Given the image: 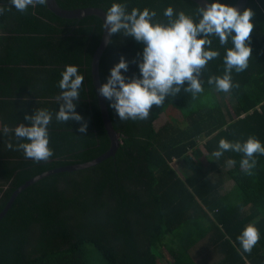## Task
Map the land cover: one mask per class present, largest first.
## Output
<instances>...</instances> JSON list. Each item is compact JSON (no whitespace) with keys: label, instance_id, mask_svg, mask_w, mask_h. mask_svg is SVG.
I'll use <instances>...</instances> for the list:
<instances>
[{"label":"trees","instance_id":"obj_1","mask_svg":"<svg viewBox=\"0 0 264 264\" xmlns=\"http://www.w3.org/2000/svg\"><path fill=\"white\" fill-rule=\"evenodd\" d=\"M238 1L221 0L231 6ZM58 2L69 10H105L111 0ZM127 4L129 9H155L160 18L168 5L187 13L200 7L192 0ZM247 8L254 13L251 54L247 69L232 73L238 86L224 93L207 84L209 74L223 72L217 57L202 71L204 90L195 99L181 90L160 106H151L144 120H120L108 106L120 139L116 155L90 168L49 175L18 193L0 219V264H92L88 246L107 264H160L163 248L171 264H199L191 251L205 238L222 255L209 264H264V155L254 154L256 165L250 175L240 167V153L211 156L220 138L253 136L264 145V0H250ZM102 23L97 16L59 17L47 3L24 12L9 6L0 15V127H9L0 136V213L27 181L92 161L109 149L91 75ZM213 46L223 55L230 42L220 46L214 40ZM141 50L133 38L113 34L101 57V81L121 56L129 61L125 75L138 74L132 61ZM68 64L76 65L84 76L75 111L88 122L85 133L77 131V121L54 118L60 72ZM204 96L215 102L203 103ZM171 102L175 111L181 109L184 126L171 119L156 128L155 121ZM35 108L53 112L48 125L53 154L38 162L26 158L22 150L6 147L20 143L11 129L27 124L24 114ZM229 159L235 163L228 164ZM227 179L235 186L223 192ZM249 223L255 224L260 238L244 252L237 236Z\"/></svg>","mask_w":264,"mask_h":264},{"label":"clouds","instance_id":"obj_2","mask_svg":"<svg viewBox=\"0 0 264 264\" xmlns=\"http://www.w3.org/2000/svg\"><path fill=\"white\" fill-rule=\"evenodd\" d=\"M47 2L7 0V3H0V15L9 6L24 12ZM253 14L249 8L238 10L221 0H203V6L197 7L194 13L168 5L160 18L155 9L135 6L129 9L127 0H111L104 10L101 25L105 31V42L110 43L111 36L119 33L140 43L142 50L138 59L132 61L138 74L125 75L129 61L121 56L109 69L98 93L109 102L108 106L120 120H144L148 118L151 106H160L167 97H174L181 90L195 99L204 90L202 71L210 60L217 57L221 58L223 72L209 74L207 84L214 85L218 92H229L238 86L232 79V73L242 72L249 65ZM214 40L220 46L230 42V46L223 48V55L220 48L213 46ZM83 79L76 65L64 66L58 80L60 91L55 98L59 107L54 113L56 121L79 122L77 131L80 133L87 131L88 123L75 111ZM52 119L53 112L48 108H35L31 114L26 112L24 120L28 123H19L11 129L13 135L20 138V143H8L6 147L22 150L26 158L36 162L47 160L53 154L48 133ZM8 132L7 125L0 127V136ZM226 151L242 154L240 167L250 175L256 165L254 154L264 155V145L253 136L235 141L220 138L211 156L219 158ZM227 163L235 161L229 159ZM259 238V231L253 223L247 224L237 236L244 252H250Z\"/></svg>","mask_w":264,"mask_h":264},{"label":"water","instance_id":"obj_3","mask_svg":"<svg viewBox=\"0 0 264 264\" xmlns=\"http://www.w3.org/2000/svg\"><path fill=\"white\" fill-rule=\"evenodd\" d=\"M192 1H194L199 6H203V0H192ZM249 1L250 0H239L238 3L234 7H236L238 10H243L244 8H247ZM47 5H48V8L53 13H55L59 17L65 18V19H80V20H82L88 16H97L103 22L104 9H102V8L89 7V8H80V9L69 10V9L63 8L59 4L58 0H48ZM112 37H113V35L111 36L110 40L112 39ZM108 45H109V43L105 42V31L103 29L101 42H100V44H99V46H98L97 50L95 51L93 58H92L91 75H92V81H93V84L95 86L96 93L98 96V102H99V106H100V110H101V114H102L103 123H104V126L107 130L109 137H110V141H111L109 149L107 150L106 153L102 154L101 156H99L98 158H96L92 161L82 163V164L64 167V168L57 169V170H52V171L46 172L40 176H37V177L27 181L24 185L19 187L12 194V196L9 199L6 207L3 209V212L0 213V219L7 212V210L11 207V205H12L15 197L18 195V193H21L27 187L33 185L34 183H37L41 179H43L49 175L59 173V172H65V171L73 172V171H78V170L90 168V167L96 166L97 164L101 163L102 161H104L110 157H114L116 155L117 150L120 146L119 135H118V132L115 129L113 122H112V119L110 117L107 100L98 93V88H99L100 84L102 83L101 78H100V61H101V57H102L103 53L105 52V50L107 49Z\"/></svg>","mask_w":264,"mask_h":264},{"label":"rangeland","instance_id":"obj_4","mask_svg":"<svg viewBox=\"0 0 264 264\" xmlns=\"http://www.w3.org/2000/svg\"><path fill=\"white\" fill-rule=\"evenodd\" d=\"M201 101H203V103H207V102L214 103L215 98L204 96L201 99ZM172 104L173 102L168 104L165 111L160 115L159 119L155 121L156 128L161 127L165 123L169 122L171 119L176 121L177 122L176 124L184 126L182 115L179 112L181 109L178 108V111H175L176 108ZM228 181L229 179L226 180V187L223 192L230 191L233 188L232 185H228ZM87 248H88V257L89 260H91L92 264H107L106 261L100 255V253H98L93 246H88ZM161 251H162V255L160 258L161 261L160 264H171L172 258L168 250L166 248H163ZM191 255L199 264H209L212 262L220 261L222 259V255L218 252V250H216L214 247L209 245L206 238L203 239V241H201L199 244H197L195 248L192 249Z\"/></svg>","mask_w":264,"mask_h":264},{"label":"crops","instance_id":"obj_5","mask_svg":"<svg viewBox=\"0 0 264 264\" xmlns=\"http://www.w3.org/2000/svg\"><path fill=\"white\" fill-rule=\"evenodd\" d=\"M228 185H232V187L234 188V186H235V183H234V181H233V180H229V181H228ZM233 188H232V189H233Z\"/></svg>","mask_w":264,"mask_h":264}]
</instances>
